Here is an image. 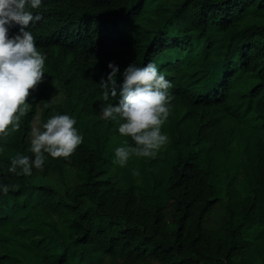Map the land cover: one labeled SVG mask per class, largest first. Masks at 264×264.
<instances>
[{
	"label": "trees",
	"instance_id": "1",
	"mask_svg": "<svg viewBox=\"0 0 264 264\" xmlns=\"http://www.w3.org/2000/svg\"><path fill=\"white\" fill-rule=\"evenodd\" d=\"M152 3L42 0L35 38L63 45L59 53L67 48L80 66L60 104H25L19 128L0 137V186H15L7 195L0 188V264H264V0ZM109 62L120 73L154 63L168 75L172 110L160 154L135 155L118 131L123 121L102 118ZM57 114L76 120V151L49 155L31 175L9 171L17 155L34 159L33 129L44 131ZM241 119L250 123L241 127L242 156L219 192L212 173L230 167L225 129ZM119 147L130 151L124 166L114 163ZM68 178L80 182L71 187ZM219 201L225 212L209 228Z\"/></svg>",
	"mask_w": 264,
	"mask_h": 264
},
{
	"label": "clouds",
	"instance_id": "2",
	"mask_svg": "<svg viewBox=\"0 0 264 264\" xmlns=\"http://www.w3.org/2000/svg\"><path fill=\"white\" fill-rule=\"evenodd\" d=\"M41 4L42 0H0V137L8 134L10 126L19 128L18 121L24 114L25 104H60L61 88L71 81V70L80 66L78 57L67 48L65 55L59 53L63 45H40L35 38L34 29L42 20ZM33 9L38 10L32 12ZM108 68L111 71L107 80L102 78L99 82L103 89L102 100L106 102L102 118L123 121L119 123L118 131L134 141L131 152L135 155L147 158L160 154L168 142V134L161 131V126L172 110V98L168 92L170 82L158 72L154 63L143 67L131 63L122 73L113 62H109ZM118 74L123 76L120 84L116 79ZM110 100L117 102L113 104ZM75 124L76 120L69 115L57 114L43 125L44 131L33 129L31 152L34 159L17 155L11 159L9 171L31 175L33 168L43 170L49 155L53 158L70 157L83 140ZM115 157L114 163L124 166L130 151L119 147L115 150ZM74 171L73 167L66 169L69 176ZM109 174L110 171L106 170L99 177ZM235 174L231 172L230 176ZM67 181L71 187L80 182L69 178ZM239 183L236 182L238 186ZM10 187L15 186H0L5 195ZM217 203L222 204L221 201Z\"/></svg>",
	"mask_w": 264,
	"mask_h": 264
},
{
	"label": "rangeland",
	"instance_id": "3",
	"mask_svg": "<svg viewBox=\"0 0 264 264\" xmlns=\"http://www.w3.org/2000/svg\"><path fill=\"white\" fill-rule=\"evenodd\" d=\"M151 1L153 2L152 3V6H153L156 4L157 0H151ZM163 75L165 76V78L168 77L167 74H163ZM234 110L238 112L239 106L235 105ZM231 123H234V122L232 121ZM238 123H239L238 127H236V125H234L233 128L225 129L226 138L228 140L231 139L230 143H229L230 151H229V158H228V163L230 165L231 172H234L237 169V162H238L239 158L242 156L244 143L246 142V137L242 133L241 127L243 124L246 125L245 123H247V126L250 125V123L248 121H246V119H241V121H238ZM212 148H214V147L204 148L203 153L208 152V154H209L211 152ZM218 161L220 162V160H218ZM230 170H229V167L224 166L222 164H219L218 168L213 171L212 176L216 178V184H217L219 192L224 190V186L222 183H223L224 179L230 173ZM239 187L243 191H245V193H248L249 189H248V185L245 181L240 182ZM224 212H225L224 206L221 203H217L216 208L214 209L213 213L209 216V218L207 220L208 226H217L220 223L221 217L223 216Z\"/></svg>",
	"mask_w": 264,
	"mask_h": 264
},
{
	"label": "bare ground",
	"instance_id": "4",
	"mask_svg": "<svg viewBox=\"0 0 264 264\" xmlns=\"http://www.w3.org/2000/svg\"><path fill=\"white\" fill-rule=\"evenodd\" d=\"M71 43V42H70Z\"/></svg>",
	"mask_w": 264,
	"mask_h": 264
}]
</instances>
